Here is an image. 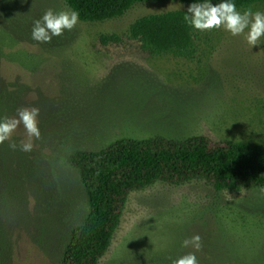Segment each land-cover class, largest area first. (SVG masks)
<instances>
[{
	"label": "rangeland",
	"instance_id": "obj_1",
	"mask_svg": "<svg viewBox=\"0 0 264 264\" xmlns=\"http://www.w3.org/2000/svg\"><path fill=\"white\" fill-rule=\"evenodd\" d=\"M189 6L139 4L121 18L80 21L40 43L31 36L34 21L48 9L71 10L65 1L0 0V92L19 88L8 118L23 107L40 110L41 138H33L32 152H42L53 176L52 188L31 198V211H19L24 223L10 264H60L70 232L88 215L86 197L66 165L72 149L98 151L120 138L155 136L264 146V37L252 48L246 33L207 31L193 61L148 56L129 39L140 18ZM252 9L264 12V5ZM102 35H117L123 44L103 48ZM13 135L27 139L22 125ZM197 234L200 251L182 247ZM189 252L227 264H264V192L217 193L194 183L132 193L100 264H172Z\"/></svg>",
	"mask_w": 264,
	"mask_h": 264
},
{
	"label": "trees",
	"instance_id": "obj_2",
	"mask_svg": "<svg viewBox=\"0 0 264 264\" xmlns=\"http://www.w3.org/2000/svg\"><path fill=\"white\" fill-rule=\"evenodd\" d=\"M64 1L71 10L79 13L80 21L84 23L121 18L139 4L179 2L191 5L204 2ZM208 2L216 4L221 0ZM231 2L238 10L264 5V0ZM186 14L173 11L142 17L130 27L129 39L137 42L148 56H172L193 61L200 53L198 42L202 36L208 40L209 35L207 31L201 32L189 26L184 20ZM98 43L108 48L120 46L123 39L117 35H102ZM18 99L19 88L9 91L8 87L0 92V120L9 117ZM12 144L16 145L15 149ZM20 145L21 139L15 135L0 145V264H10L19 242L17 231L24 223V218L19 217L25 215L19 211H31L28 206L31 198L36 197L40 190L52 188L53 176L47 171L42 152L26 153L20 150ZM65 159L86 197L89 212L84 221L70 232L60 264H100L110 252L121 227L130 195L157 184L182 187L203 183L217 193L230 194L264 192V146L215 141L207 136L185 140L162 136L144 140L120 138L98 151L72 149ZM57 196L62 197L59 193ZM47 201L51 204V197ZM55 204L57 201L51 206L55 208ZM37 210L38 204L34 207V211ZM197 258L199 264H227L221 259L208 258L205 253L198 254Z\"/></svg>",
	"mask_w": 264,
	"mask_h": 264
},
{
	"label": "clouds",
	"instance_id": "obj_3",
	"mask_svg": "<svg viewBox=\"0 0 264 264\" xmlns=\"http://www.w3.org/2000/svg\"><path fill=\"white\" fill-rule=\"evenodd\" d=\"M184 16L185 22L198 31H212L223 28L232 36L245 34L248 45L252 48L259 44L264 37V12L253 11L252 7L240 11L231 0H221L213 5L212 2L204 0L202 3H192ZM80 22L77 11L62 10L56 12L48 9L41 19L35 20L31 32L32 39L40 43H51L53 37H61L64 32L72 31ZM40 110L36 107H23L18 109L17 115L0 120V145L9 141L22 125L27 139L21 141L20 150L31 152L33 149V138L39 140L41 131L39 128ZM13 149L16 148L12 144ZM182 247H192L195 251L202 248V238L194 235L182 242ZM172 264H199L195 252H189L175 260Z\"/></svg>",
	"mask_w": 264,
	"mask_h": 264
}]
</instances>
